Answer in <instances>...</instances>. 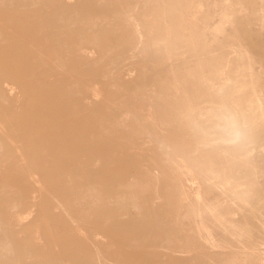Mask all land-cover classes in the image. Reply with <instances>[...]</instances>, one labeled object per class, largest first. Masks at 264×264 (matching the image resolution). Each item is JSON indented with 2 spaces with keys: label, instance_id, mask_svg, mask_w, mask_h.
<instances>
[{
  "label": "rangeland",
  "instance_id": "rangeland-1",
  "mask_svg": "<svg viewBox=\"0 0 264 264\" xmlns=\"http://www.w3.org/2000/svg\"><path fill=\"white\" fill-rule=\"evenodd\" d=\"M263 145L264 0H0V264H264Z\"/></svg>",
  "mask_w": 264,
  "mask_h": 264
},
{
  "label": "bare ground",
  "instance_id": "bare-ground-1",
  "mask_svg": "<svg viewBox=\"0 0 264 264\" xmlns=\"http://www.w3.org/2000/svg\"><path fill=\"white\" fill-rule=\"evenodd\" d=\"M176 2V1H175ZM174 2V3H175ZM163 3V2H162ZM172 3V2H171ZM170 3V4H171ZM177 3H179V2H177ZM176 3V4H177ZM172 7V6H171ZM170 7V8H171ZM143 8V7H142ZM167 8V7H166ZM161 10V9H160ZM167 10V9H166ZM262 10V9H261ZM168 13V12H167ZM135 15V14H134ZM169 15V14H168ZM140 16V15H139ZM232 16V15H231ZM230 16V17H231ZM131 18V17H130ZM139 18V17H138ZM171 18V17H170ZM132 19V18H131ZM156 19V18H155ZM230 20H231V18H230ZM82 21V20H81ZM80 23V22H79ZM263 23V22H262ZM263 28V27H262ZM100 30V29H99ZM104 31V30H103ZM147 36V35H146ZM157 42V41H156ZM142 45V44H141ZM158 47V46H157ZM156 47V48H157ZM146 48V47H145ZM164 51V50H163ZM240 55V54H239ZM240 72V71H239ZM217 83V82H216ZM241 89V88H240ZM211 92H212V90H210ZM171 93V92H170ZM263 95V94H262ZM206 96V95H205ZM186 97H188L187 95H186ZM210 97V96H209ZM222 97V96H221ZM221 97H219L218 99H220ZM206 98V97H205ZM217 98V97H216ZM255 101V100H254ZM204 102V101H203ZM218 102V101H217ZM250 103V102H249ZM212 104V103H211ZM211 104H209V105H211ZM216 104H218V103H216ZM252 104V103H251ZM190 105H191V103H190ZM198 105V104H197ZM196 105V106H197ZM203 105V104H202ZM220 105V104H219ZM248 105H250V104H248ZM213 106V105H212ZM253 106V105H252ZM261 107V106H260ZM204 108H205V106H204ZM217 108V107H216ZM220 108V107H219ZM249 108V107H248ZM110 109V108H109ZM198 109V108H197ZM200 110V109H199ZM199 110H198V112H199ZM246 110V109H245ZM218 111V110H217ZM187 116V115H186ZM217 116V115H216ZM252 116V115H251ZM194 117V116H193ZM244 117H246V116H244ZM213 118V117H212ZM251 118V117H250ZM180 120V119H179ZM225 121V123H226V126H228V128H229V126H230V124H232V119H231V117H229V116H227V118L224 120ZM180 123V122H179ZM187 123V122H186ZM183 124V123H182ZM197 124V123H196ZM219 125V124H218ZM188 127V126H187ZM147 137V136H146ZM226 137V136H225ZM237 137H238V133H235V135L233 136V139L235 140V139H237ZM154 138V137H153ZM147 139V138H146ZM156 139V138H155ZM254 142V141H253ZM155 143H156V141H155ZM154 143V144H155ZM157 143H158V140H157ZM184 142H182V144H183ZM159 144V143H158ZM253 144V143H252ZM157 145V144H156ZM160 145V144H159ZM162 145V144H161ZM174 145V144H173ZM235 145H237V144H235ZM250 145V144H249ZM251 146V145H250ZM206 147V146H205ZM235 147H237V146H235ZM263 147H264V145H263ZM168 148V147H167ZM159 149V148H158ZM174 149V148H173ZM237 150V149H236ZM187 152V151H186ZM196 152V151H195ZM167 153V152H166ZM199 153V152H198ZM250 153V152H249ZM175 154V153H174ZM250 154H253V153H250ZM249 154V156H251ZM170 155V154H169ZM168 155V156H169ZM199 155V154H198ZM167 156V157H168ZM199 157H200V155H199ZM187 158H188V156H187ZM192 158V157H191ZM214 158V157H213ZM199 159V158H198ZM255 160H257V159H255ZM166 162V161H165ZM167 164V163H166ZM257 165V164H256ZM244 167V166H243ZM153 169V168H152ZM244 169V168H243ZM256 169V168H255ZM258 170V169H257ZM228 172V171H227ZM160 174V173H159ZM234 176V175H233ZM235 178V177H234ZM260 179V178H259ZM233 180V179H232ZM231 180V181H232ZM194 181V180H193ZM196 181H198V180H196ZM169 182V181H168ZM238 182V181H237ZM240 184V183H239ZM145 186V185H144ZM170 186V185H169ZM244 187V186H243ZM169 188V187H168ZM200 188V187H199ZM172 196V195H171ZM199 200V199H198ZM204 202V201H203ZM202 202V203H203ZM57 203V205L59 206V207H61V208H63V210L66 212V214H67V216H70L69 215V211L65 208V207H63V205H61V203H58V202H56ZM203 205V204H202ZM185 206V205H184ZM198 208V207H197ZM220 215H221V213H220ZM206 231V230H205Z\"/></svg>",
  "mask_w": 264,
  "mask_h": 264
}]
</instances>
